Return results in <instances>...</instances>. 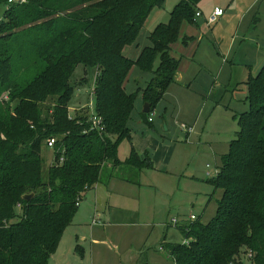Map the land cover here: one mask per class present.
<instances>
[{"label": "trees", "instance_id": "1", "mask_svg": "<svg viewBox=\"0 0 264 264\" xmlns=\"http://www.w3.org/2000/svg\"><path fill=\"white\" fill-rule=\"evenodd\" d=\"M201 1L180 0L135 62L123 50L164 0H26L5 10L0 20V264H48L85 194L112 179L140 185L141 173L153 168L148 153L137 154L131 144L124 160L118 156L120 144L131 140L128 123L136 95L127 94L125 85L134 65L152 75L143 94L149 113H140L152 126L149 115L177 74L179 59L170 55L171 46L183 23L195 22ZM80 65L95 70L90 94L102 134L89 129L86 115H68L71 78ZM246 100L249 109L235 116L239 129L210 180L214 191L222 192L215 216L207 224L198 218L175 224L186 244L162 243L174 264H244L247 251L250 264H264V65L249 76ZM51 138L56 144L45 170L41 150Z\"/></svg>", "mask_w": 264, "mask_h": 264}, {"label": "rangeland", "instance_id": "2", "mask_svg": "<svg viewBox=\"0 0 264 264\" xmlns=\"http://www.w3.org/2000/svg\"><path fill=\"white\" fill-rule=\"evenodd\" d=\"M179 1L164 0L160 8L151 11L135 42L124 48L126 58L135 62L141 51L151 46L150 34L157 25L168 22ZM214 6L221 8L224 16L232 10L225 23L219 24V19L207 26L203 17L192 24L183 23L170 53L180 59L177 78L149 115L154 120L152 126L140 119L143 94L152 75L136 65L129 73L125 92L136 93L128 123L133 137L130 143L120 144L118 156L124 160L130 144L135 150L144 136L151 135L165 145L162 150L155 144L147 148L151 159V151H160L158 168L143 171L140 185L111 180L106 187L85 194L48 264H125L133 254L135 264H172L161 247L162 240L180 244L184 238L171 221L180 225L193 214L207 224L215 216L222 192L214 191L210 180L239 129L235 116L249 109L247 80L264 65V54L257 56L256 52L258 44L264 52V0L252 4L250 0H202L196 11L206 18ZM5 9L0 2V20ZM247 61L255 62L256 67L250 69ZM158 64L156 58L153 69ZM94 80L95 70L81 65L75 69L69 117L84 114L88 118ZM182 124L192 128L191 133L182 132ZM50 154L52 150L43 147L45 170L52 162ZM93 218L100 225L92 226ZM242 262L250 264L245 259Z\"/></svg>", "mask_w": 264, "mask_h": 264}, {"label": "built area", "instance_id": "3", "mask_svg": "<svg viewBox=\"0 0 264 264\" xmlns=\"http://www.w3.org/2000/svg\"><path fill=\"white\" fill-rule=\"evenodd\" d=\"M26 2V0H7V3L5 5V10H7L9 8L10 5H22ZM223 15V10L220 8H214L212 11L211 16L208 17L207 19V26L212 25L213 23H215L219 17H221ZM200 16V13L197 12L195 18H198ZM91 97H92V92H91ZM6 99V97H5ZM87 107L89 108L88 111V121L90 124V130L91 131H95L98 134H102L104 132V126L102 124V119L96 115L95 111H94V106H93V102L90 99V102L88 103ZM148 121L151 122L152 118L149 116ZM180 129L182 132L189 134L192 131V128L187 127L186 125L182 124L180 126ZM56 144V140L54 138L48 139L45 143V147L53 150L54 146ZM76 205H79V201L77 202ZM197 218L195 215H190L189 216V221H195ZM171 223H173L174 225L177 224L176 221L172 220ZM91 225L92 226H98L100 225L99 220L96 218H93L91 221ZM183 243H187L186 241ZM252 254L250 253V251H247L244 256L242 257L243 259H245L247 262H249L250 258H251Z\"/></svg>", "mask_w": 264, "mask_h": 264}, {"label": "crops", "instance_id": "4", "mask_svg": "<svg viewBox=\"0 0 264 264\" xmlns=\"http://www.w3.org/2000/svg\"><path fill=\"white\" fill-rule=\"evenodd\" d=\"M256 0H250V2H251V4L253 3V2H255ZM258 1V0H257ZM214 8H219L218 6H214L213 7V9ZM231 8V7H230ZM221 9V8H220ZM213 11V10H212ZM212 11H211V13L209 14V16H211V14H212ZM232 10H228L227 12L228 13H230ZM199 13H200V16L198 17V18H202L203 17V19H204V22L206 23L207 22V19H208V17L209 16H207L206 18L204 17V15L202 14V12H200V11H198ZM228 13H226L227 15H225L224 16V11H223V15L221 16V17H219L218 18V20L220 19V21H219V24L221 23V24H223V23H225L226 22V19H227V17L229 16L228 15ZM217 20V21H218ZM216 21V22H217ZM215 22V23H216ZM196 24V23H195ZM207 25V24H206ZM185 26V25H184ZM238 29H239V27L237 28V31H238ZM185 36L186 35H184V37L183 38H185ZM258 39V38H257ZM228 41V40H227ZM258 41H259V39H258ZM258 47H257V49H256V52H257V56H262L263 54H264V52H262L263 50V48L258 44L257 45ZM172 47V46H171ZM170 53H171V51H170ZM171 55V54H170ZM172 56V55H171ZM174 58V57H173ZM178 60V59H177ZM179 61H180V59H179ZM252 64H254V65H252ZM252 64H251V62L250 61H247V64H246V66L247 67H249L250 69H252L253 67H256V63L255 62H252ZM176 76H177V74H176ZM177 78V77H176ZM176 78H175V80H176ZM94 85V84H93ZM93 87V86H92ZM153 121L154 120H152L151 121V123H153ZM133 137V131L131 132V138ZM141 139V138H140ZM139 144H140V147H138V148H135V152L137 153V154H143L144 152H148L147 151V148H148V146L149 145H152V144H155V147L158 149V150H162V148H164L165 147V145L163 144V142H157V141H155L154 139H153V137L151 136V135H149V136H147V137H143L141 140H140V142H139ZM133 148V147H132ZM141 148V149H140ZM128 152H129V150H128ZM151 156H152V158L153 159H151L152 160V162H153V168H155V169H157L158 168V166H156V164H157V162L160 160V158H161V156H160V151H151ZM142 174L143 173H141V175H140V178H141V176H142ZM112 180H116V179H112ZM111 181V180H110ZM109 181V182H110ZM122 183H126V184H130V183H127V182H123V181H121ZM139 183H140V179H139ZM109 184V183H108ZM107 184V185H108ZM106 185V186H107ZM131 185H133V184H131ZM106 186H100V185H97V186H95L91 191H95V190H97V188H99V187H106ZM91 191H89V192H91ZM191 215H193V214H191ZM94 217H96V216H94ZM97 218H98V216H97ZM197 218V217H196ZM166 239H164V240H162V243H167L166 241H165ZM162 243H161V247H162ZM164 249V248H163ZM165 250V249H164ZM166 251V250H165ZM167 252V251H166ZM134 254L131 256V258L133 257V259L131 260V261H126L125 262V264H135L136 263V260H135V258H134ZM136 257V256H135ZM170 257V256H169ZM171 259V258H170ZM172 261V260H171ZM144 264H146V263H144ZM172 264H174L173 262H172Z\"/></svg>", "mask_w": 264, "mask_h": 264}, {"label": "water", "instance_id": "5", "mask_svg": "<svg viewBox=\"0 0 264 264\" xmlns=\"http://www.w3.org/2000/svg\"><path fill=\"white\" fill-rule=\"evenodd\" d=\"M149 109H150V104H148V103H143V107H142V113L143 114H148L149 113ZM32 196L33 195H25V196H23V199L25 200V201H28L29 199H31L32 198Z\"/></svg>", "mask_w": 264, "mask_h": 264}]
</instances>
